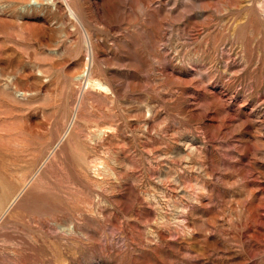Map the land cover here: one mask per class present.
I'll return each instance as SVG.
<instances>
[{
  "label": "rangeland",
  "instance_id": "obj_1",
  "mask_svg": "<svg viewBox=\"0 0 264 264\" xmlns=\"http://www.w3.org/2000/svg\"><path fill=\"white\" fill-rule=\"evenodd\" d=\"M0 264H264V0H0Z\"/></svg>",
  "mask_w": 264,
  "mask_h": 264
},
{
  "label": "bare ground",
  "instance_id": "obj_2",
  "mask_svg": "<svg viewBox=\"0 0 264 264\" xmlns=\"http://www.w3.org/2000/svg\"><path fill=\"white\" fill-rule=\"evenodd\" d=\"M70 15L73 17V18H75L76 20H77V23L80 25V27L83 29V27H82V25H81V23H80V21L78 20V18L76 17V15H75V13L72 11V10H70ZM83 31H84V29H83ZM85 41H86V39H85ZM88 42L86 41V45H87V49H88V44H87ZM88 51H89V49H88ZM88 53H90V52H88ZM89 58H87V60H88ZM85 69H87V68H85ZM87 86V85H86ZM88 87V86H87ZM80 101H81V99L76 103V107H75V111L73 112V114H72V116H71V121L69 122L70 123V125L68 126L67 125V128H66V130L65 131H63V134L60 136V138L58 139V142H57V144H56V142H55V144H56V146L57 147H59L63 142H64V140L66 139V138H68V136L70 135V131H71V126H72V124L74 123V121H75V118H76V113H77V110H78V108H79V105H80ZM73 127V126H72ZM75 129V128H74ZM59 135V134H58ZM75 137H77V136H75ZM70 139V138H69ZM77 139V138H76ZM73 142V141H72ZM55 149V148H54ZM53 149V150H54ZM51 155H53V154H51ZM37 173V172H36ZM35 175V174H34ZM33 178V177H32ZM27 184V183H26ZM29 184V183H28ZM28 184H27V186H28ZM20 194V193H19ZM22 195V194H21ZM20 195V196H21ZM25 196V195H24ZM19 197V196H18ZM12 200V199H11ZM10 200V201H11ZM15 199H13L12 200V202L14 201ZM8 202V201H7ZM14 203V202H13ZM10 204V203H9ZM11 206V205H10ZM7 207H8V205H7ZM9 208V207H8ZM5 211V210H4ZM7 211V210H6ZM6 211H5V213H6ZM3 215V214H2Z\"/></svg>",
  "mask_w": 264,
  "mask_h": 264
}]
</instances>
